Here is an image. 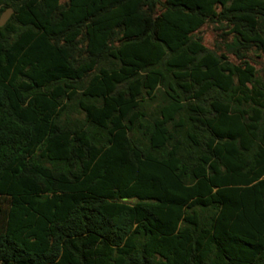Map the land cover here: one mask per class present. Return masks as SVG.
Listing matches in <instances>:
<instances>
[{"label":"trees","instance_id":"1","mask_svg":"<svg viewBox=\"0 0 264 264\" xmlns=\"http://www.w3.org/2000/svg\"><path fill=\"white\" fill-rule=\"evenodd\" d=\"M7 8L0 264H264V0Z\"/></svg>","mask_w":264,"mask_h":264},{"label":"rangeland","instance_id":"2","mask_svg":"<svg viewBox=\"0 0 264 264\" xmlns=\"http://www.w3.org/2000/svg\"><path fill=\"white\" fill-rule=\"evenodd\" d=\"M197 34L202 38V43L209 49L221 51L223 44L221 43L220 31L216 29V24L208 23L203 25ZM252 62L257 70V73L264 79V73H262L263 64L262 58L257 56V51L249 52ZM260 54V53H259ZM229 60L238 62L233 55H228Z\"/></svg>","mask_w":264,"mask_h":264},{"label":"water","instance_id":"3","mask_svg":"<svg viewBox=\"0 0 264 264\" xmlns=\"http://www.w3.org/2000/svg\"><path fill=\"white\" fill-rule=\"evenodd\" d=\"M13 13L12 8H7L0 16V27L4 26Z\"/></svg>","mask_w":264,"mask_h":264}]
</instances>
